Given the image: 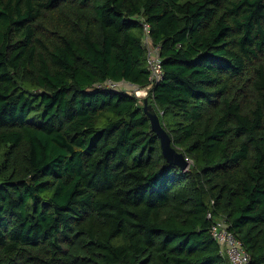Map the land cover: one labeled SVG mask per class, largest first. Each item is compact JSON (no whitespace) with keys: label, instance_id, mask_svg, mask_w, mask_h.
Segmentation results:
<instances>
[{"label":"trees","instance_id":"1","mask_svg":"<svg viewBox=\"0 0 264 264\" xmlns=\"http://www.w3.org/2000/svg\"><path fill=\"white\" fill-rule=\"evenodd\" d=\"M215 219L264 264V0H0V264H228Z\"/></svg>","mask_w":264,"mask_h":264},{"label":"built area","instance_id":"2","mask_svg":"<svg viewBox=\"0 0 264 264\" xmlns=\"http://www.w3.org/2000/svg\"><path fill=\"white\" fill-rule=\"evenodd\" d=\"M145 35L144 42L147 45V62L150 69V80L152 83H158L163 79L164 70L160 58V49L150 43V27L147 23L144 25ZM107 86L112 88H127L138 96H146L148 88L140 89L136 85L126 81L108 80ZM189 160V158H187ZM190 161V160H189ZM211 218L212 214L209 213ZM212 236L220 246V251L229 259L228 264H251V255L243 245V242L228 229L227 223L223 220H214L212 227Z\"/></svg>","mask_w":264,"mask_h":264},{"label":"water","instance_id":"3","mask_svg":"<svg viewBox=\"0 0 264 264\" xmlns=\"http://www.w3.org/2000/svg\"><path fill=\"white\" fill-rule=\"evenodd\" d=\"M144 110L150 118L153 130L158 134L161 140L162 151L166 159L174 164L179 165L183 170L189 167V161L184 153L177 150L172 144V139L168 131L163 126L160 116L155 108L148 103V99L144 100Z\"/></svg>","mask_w":264,"mask_h":264},{"label":"rangeland","instance_id":"4","mask_svg":"<svg viewBox=\"0 0 264 264\" xmlns=\"http://www.w3.org/2000/svg\"><path fill=\"white\" fill-rule=\"evenodd\" d=\"M130 92H132V91L130 90Z\"/></svg>","mask_w":264,"mask_h":264}]
</instances>
